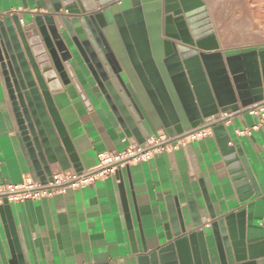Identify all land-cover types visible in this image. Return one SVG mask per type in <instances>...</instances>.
I'll use <instances>...</instances> for the list:
<instances>
[{
    "label": "crops",
    "instance_id": "1",
    "mask_svg": "<svg viewBox=\"0 0 264 264\" xmlns=\"http://www.w3.org/2000/svg\"><path fill=\"white\" fill-rule=\"evenodd\" d=\"M201 1L208 10L217 52L264 50V0ZM50 7L49 0H0V17L17 15L27 24L35 13ZM105 15L110 22L112 18ZM104 38V50L137 104L149 135H177L173 127H164L165 112L141 64L132 59L134 48L129 50L120 32H114L110 40ZM73 51L78 85L71 81L64 86L59 81L53 99L83 171L97 167L98 154L121 152L137 141L130 137L126 121L108 103L88 66ZM230 114L231 119L224 123L231 138L229 146L240 148L257 184L258 193L249 199H244L247 192L237 188V174L230 170L233 163L226 160L212 129L203 138L187 140L175 150L125 167L92 186L48 198L45 205L43 199L9 202L14 228L6 211H0V264H140L141 257L167 243L170 205L177 201L186 223L192 226L184 174L195 196L201 229L206 231L211 264L221 261L207 225L213 222L209 207L218 218L244 210L247 243L264 241V125L254 129L256 117ZM156 124L161 127L156 129ZM237 131L245 134L240 136ZM49 167L52 174L76 170L73 164L67 170L59 163ZM27 180L39 178L8 97L0 89V187ZM240 264H264V256Z\"/></svg>",
    "mask_w": 264,
    "mask_h": 264
},
{
    "label": "water",
    "instance_id": "2",
    "mask_svg": "<svg viewBox=\"0 0 264 264\" xmlns=\"http://www.w3.org/2000/svg\"><path fill=\"white\" fill-rule=\"evenodd\" d=\"M49 2L51 7L35 13L27 24L17 15L0 17V89L8 97L42 184L52 182L51 164L59 163L63 170L73 164L77 171L82 170L53 99L59 81L64 86L71 81L78 85L72 66L77 59L73 50L88 66L108 103L126 121L130 137L138 144L149 138L144 118L102 44L104 36L110 40L114 32H120L129 50L133 47L136 51L132 59L141 64L163 107L164 127H173L183 137L212 128L226 160L233 163L230 170L237 174V188L248 193L244 199L258 193L242 151L238 146H229L231 138L224 126L229 118L204 125L212 117L245 114L250 107L264 102V50L217 52L208 10L201 0ZM105 13L112 18L110 22ZM160 127L156 124V129ZM183 181L192 206L191 228L180 204L176 201L170 205L167 243L141 257L140 264H211L209 241L205 229H201L186 174ZM46 201L42 200L44 205ZM208 210L213 222L207 225L221 264H240L264 256V241L247 243L244 210L222 218L210 207ZM0 211H6L14 228L8 200H4ZM13 238L15 242L14 231Z\"/></svg>",
    "mask_w": 264,
    "mask_h": 264
},
{
    "label": "built area",
    "instance_id": "3",
    "mask_svg": "<svg viewBox=\"0 0 264 264\" xmlns=\"http://www.w3.org/2000/svg\"><path fill=\"white\" fill-rule=\"evenodd\" d=\"M247 113L258 119V124L254 129L264 125V102L250 107ZM225 118L230 120L231 114H220L219 118L212 117L211 121L204 126L219 124ZM210 132H212V128L198 129L190 134L188 133L189 135L186 137L178 134L170 136L165 132H158L145 139L144 143L131 144L121 152L98 154V165L93 169L81 172L76 170L56 171L52 174V182H47L46 184H42L39 180H27L19 185L6 184L0 187V205H3L4 200L9 202L42 200L58 194H65L72 189L92 186L98 181L116 175L125 167L149 162L157 155L177 149L186 143L187 140L196 141L207 136ZM237 133L240 136L245 134V132L241 131H237ZM184 134H187V132Z\"/></svg>",
    "mask_w": 264,
    "mask_h": 264
}]
</instances>
